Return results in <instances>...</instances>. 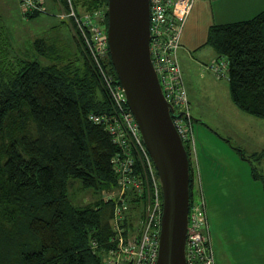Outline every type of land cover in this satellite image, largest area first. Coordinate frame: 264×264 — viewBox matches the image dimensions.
I'll use <instances>...</instances> for the list:
<instances>
[{
  "label": "trees",
  "instance_id": "1",
  "mask_svg": "<svg viewBox=\"0 0 264 264\" xmlns=\"http://www.w3.org/2000/svg\"><path fill=\"white\" fill-rule=\"evenodd\" d=\"M107 1L72 0V5L82 16V11L99 8L107 12ZM56 3L70 11L68 0ZM70 19L83 56L79 64H45L28 56L13 64L9 39L0 27V264H104L116 245L115 198L103 197L96 205L70 199L74 180L96 191L121 184L112 160L124 153L105 125L90 116L112 114L114 108L88 46ZM206 43L216 51V60L225 63L233 103L249 115L264 117V9L247 20L212 25ZM35 44L46 58L45 42L38 39ZM190 144H185L189 159ZM134 158L135 175L146 184L142 160ZM193 174L190 165L191 200ZM127 187L137 190L132 184ZM136 194L129 199L130 211L145 201ZM201 197L205 199L202 191ZM129 213L126 233L138 217Z\"/></svg>",
  "mask_w": 264,
  "mask_h": 264
},
{
  "label": "rangeland",
  "instance_id": "2",
  "mask_svg": "<svg viewBox=\"0 0 264 264\" xmlns=\"http://www.w3.org/2000/svg\"><path fill=\"white\" fill-rule=\"evenodd\" d=\"M200 2L203 4L200 15H212V4ZM46 9V13L25 17L18 0H0V27L9 39L13 64L19 63L21 56L60 65L75 60L79 64L83 59L64 3L46 0ZM217 10L215 2L214 12ZM98 22L100 28H107L106 22ZM38 39L45 42V48L48 47L47 59L38 54L35 44ZM178 54L192 116L194 142L192 140L190 144V165L194 167V174L191 201L197 202L203 192L218 264H264V155H260L264 151V117L240 110L231 99L228 77H218L206 68L218 58L212 47ZM106 60L113 67L110 54ZM109 66L108 70H111ZM140 188L134 187L138 192L117 184L96 191L74 180L70 183L69 194L78 205H96L109 193L121 196L128 205L137 196L136 192L142 194L145 201L139 209L130 211L127 208L132 216L138 215L134 221L137 228L143 216L142 208L146 209L149 202L148 186L144 191L143 186Z\"/></svg>",
  "mask_w": 264,
  "mask_h": 264
},
{
  "label": "built area",
  "instance_id": "3",
  "mask_svg": "<svg viewBox=\"0 0 264 264\" xmlns=\"http://www.w3.org/2000/svg\"><path fill=\"white\" fill-rule=\"evenodd\" d=\"M72 17L90 51V56L113 104L114 112L92 113L91 118L103 123L111 134L114 143L123 148L124 153L113 158L116 171L121 174L120 183L125 189L132 184L149 188V202L136 228L126 233L124 226L128 205L121 196L112 193L108 198H115L113 225L116 245L108 251L104 264H155L159 255V235L161 228L163 196L155 164L150 155L139 124L129 108L125 91L104 60L109 52L107 28L99 27V20L104 21L107 14L99 8L87 11L78 16L72 0H68ZM22 13L27 15L35 11H46L45 0H18ZM194 0H149L150 3V53L153 67L158 75L165 98L174 107L179 116H174V123L183 141L192 142V116L190 101L184 83L179 61L181 33ZM98 19V20H97ZM206 68L218 77H225V63L213 60ZM194 141V140H193ZM134 148V150L132 149ZM142 160L145 169L146 184L137 178L134 172L135 156ZM124 191V190H123ZM203 197L198 202H190L189 224L185 243L187 264H215V253L212 245L209 222Z\"/></svg>",
  "mask_w": 264,
  "mask_h": 264
},
{
  "label": "water",
  "instance_id": "4",
  "mask_svg": "<svg viewBox=\"0 0 264 264\" xmlns=\"http://www.w3.org/2000/svg\"><path fill=\"white\" fill-rule=\"evenodd\" d=\"M107 38L113 67L161 182L163 210L155 264H187L190 159L150 53L149 0H108Z\"/></svg>",
  "mask_w": 264,
  "mask_h": 264
},
{
  "label": "crops",
  "instance_id": "5",
  "mask_svg": "<svg viewBox=\"0 0 264 264\" xmlns=\"http://www.w3.org/2000/svg\"><path fill=\"white\" fill-rule=\"evenodd\" d=\"M200 1L201 0L197 1L198 3L196 2L197 5H195L196 3L193 4V8L186 18L184 29L181 34L179 53L180 51H183V53L188 54V52L203 50L206 46H210L206 42L209 28L212 25L247 20L264 9V0H240V2L238 0H203V2L212 4L213 13L212 15H210L206 12L207 15H200L201 11L203 10V4ZM215 2L216 5L218 4V10L216 12L217 14L214 12ZM220 2L223 4L221 5ZM220 5L222 11L220 9ZM205 60H203L202 62H204ZM179 61L184 76L180 58ZM188 92L189 91L187 90V93ZM216 264H218L217 259Z\"/></svg>",
  "mask_w": 264,
  "mask_h": 264
}]
</instances>
